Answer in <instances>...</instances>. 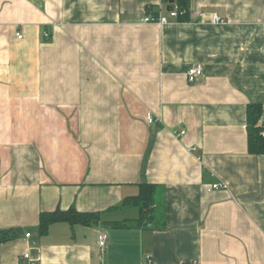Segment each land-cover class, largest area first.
Segmentation results:
<instances>
[{
  "label": "crops",
  "instance_id": "1",
  "mask_svg": "<svg viewBox=\"0 0 264 264\" xmlns=\"http://www.w3.org/2000/svg\"><path fill=\"white\" fill-rule=\"evenodd\" d=\"M169 6L0 0V229H19L0 264H264V154L247 130L249 103L264 121V0L144 21ZM142 181L158 185L154 221L114 227L139 216L122 202ZM70 208L100 219L39 233L41 212Z\"/></svg>",
  "mask_w": 264,
  "mask_h": 264
},
{
  "label": "trees",
  "instance_id": "2",
  "mask_svg": "<svg viewBox=\"0 0 264 264\" xmlns=\"http://www.w3.org/2000/svg\"><path fill=\"white\" fill-rule=\"evenodd\" d=\"M169 1V0H166ZM179 6L180 20H189L190 0H175ZM155 12L154 14H157ZM262 104L251 102L247 106V130H248V149L251 154H264V121L262 117ZM139 191L131 196L125 197L122 207H137L139 216L134 220L113 223L116 228H143L151 224L155 219V201L158 185L142 181L138 184ZM100 219L99 212H82L75 208L68 210L56 209L54 211H44L40 214V221L37 229L41 235L48 233L50 225L65 221L70 224L92 225ZM19 229H0V243L10 240L17 236Z\"/></svg>",
  "mask_w": 264,
  "mask_h": 264
},
{
  "label": "built area",
  "instance_id": "3",
  "mask_svg": "<svg viewBox=\"0 0 264 264\" xmlns=\"http://www.w3.org/2000/svg\"><path fill=\"white\" fill-rule=\"evenodd\" d=\"M168 4L172 5V7L169 6V9L167 11V13H162L159 11V13L157 14H150L148 16H146L144 18V21L146 22H158L160 24H164L167 23L169 21V18H178L179 15L181 13H183L184 11H180L179 10V6L178 4L175 2V0H173V2L171 3L170 0L166 1ZM214 21L215 22H224V20L217 14L214 13ZM17 37L19 39L23 38V34H21L20 32H17ZM45 37H49V34L46 32L44 34ZM204 74V69L203 66L201 64H197L194 66H191L190 68H188L186 76H187V80L189 83H197L198 81H200L201 77ZM149 122L152 123L153 122V118H149ZM186 132L180 131L179 135H184ZM227 185L226 184H222V183H214L211 184L208 187V191L211 192L212 190L215 189H222V188H226ZM31 236V232H26L25 237H30ZM107 238H108V233L107 232H102L99 234L98 237V244L100 247H105L106 246V242H107ZM26 257L29 256V254H25ZM150 262V259H149Z\"/></svg>",
  "mask_w": 264,
  "mask_h": 264
},
{
  "label": "water",
  "instance_id": "4",
  "mask_svg": "<svg viewBox=\"0 0 264 264\" xmlns=\"http://www.w3.org/2000/svg\"><path fill=\"white\" fill-rule=\"evenodd\" d=\"M170 2L172 3V2H173V0H170ZM170 7H172V5H170Z\"/></svg>",
  "mask_w": 264,
  "mask_h": 264
}]
</instances>
